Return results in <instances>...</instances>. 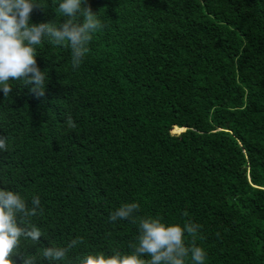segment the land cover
Returning <instances> with one entry per match:
<instances>
[{"label":"trees","instance_id":"1","mask_svg":"<svg viewBox=\"0 0 264 264\" xmlns=\"http://www.w3.org/2000/svg\"><path fill=\"white\" fill-rule=\"evenodd\" d=\"M59 0L31 23L57 22ZM103 19L73 70L70 50L42 43L45 93L0 92V187L41 211L43 232L22 240L12 264L65 246L63 264L127 254L137 225L109 213L200 226L205 264H264V0H85ZM183 130L174 134L173 130ZM18 224L20 218H17Z\"/></svg>","mask_w":264,"mask_h":264},{"label":"clouds","instance_id":"2","mask_svg":"<svg viewBox=\"0 0 264 264\" xmlns=\"http://www.w3.org/2000/svg\"><path fill=\"white\" fill-rule=\"evenodd\" d=\"M84 5L85 0H59L56 8L65 17L62 24L31 23L34 8L47 9L45 0H0V92L5 98L10 97L14 83L31 85V92L44 95L49 75L37 64L42 43L67 47L73 70L81 66L94 34L104 27L100 15ZM8 149L7 138L0 136V153ZM140 207L138 202H125L108 215L110 222L128 221L137 225L136 242L129 253L89 255L80 264H205L206 250L194 242H186L189 236L196 237L198 224L169 223L160 216L141 217ZM40 211L38 195L32 196L29 205L19 191L0 187V264H12L9 257L17 253L22 240L38 242L44 235L37 225L28 221ZM80 242L74 238L65 246L43 247L41 258L63 264L69 251ZM23 264H37V261L27 256L23 257Z\"/></svg>","mask_w":264,"mask_h":264},{"label":"rangeland","instance_id":"3","mask_svg":"<svg viewBox=\"0 0 264 264\" xmlns=\"http://www.w3.org/2000/svg\"><path fill=\"white\" fill-rule=\"evenodd\" d=\"M182 131H183V130H176V129H174V130H173V133H174V134H179V133H181Z\"/></svg>","mask_w":264,"mask_h":264}]
</instances>
